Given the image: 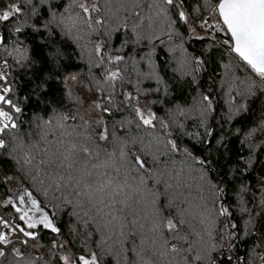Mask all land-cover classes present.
<instances>
[{
    "label": "snow or ice",
    "instance_id": "6c2138e0",
    "mask_svg": "<svg viewBox=\"0 0 264 264\" xmlns=\"http://www.w3.org/2000/svg\"><path fill=\"white\" fill-rule=\"evenodd\" d=\"M0 264H264V0H0Z\"/></svg>",
    "mask_w": 264,
    "mask_h": 264
}]
</instances>
